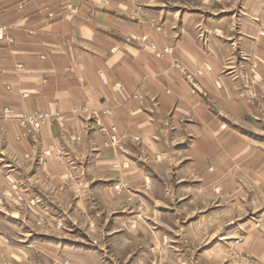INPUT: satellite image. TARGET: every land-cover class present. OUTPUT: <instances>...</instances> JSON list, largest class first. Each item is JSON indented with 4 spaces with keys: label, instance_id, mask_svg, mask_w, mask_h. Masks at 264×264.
Listing matches in <instances>:
<instances>
[{
    "label": "crops",
    "instance_id": "crops-1",
    "mask_svg": "<svg viewBox=\"0 0 264 264\" xmlns=\"http://www.w3.org/2000/svg\"><path fill=\"white\" fill-rule=\"evenodd\" d=\"M159 4L0 0V26L12 37L0 44V208L8 198L36 206L52 189L67 193L85 160L143 177L139 164L156 162L175 186L202 195L264 192V0L205 16L147 11ZM143 34L158 52L172 48L168 57L122 39ZM175 60L202 69L205 98ZM36 111L52 119L25 134L18 119ZM101 125L115 126V137Z\"/></svg>",
    "mask_w": 264,
    "mask_h": 264
},
{
    "label": "rangeland",
    "instance_id": "rangeland-1",
    "mask_svg": "<svg viewBox=\"0 0 264 264\" xmlns=\"http://www.w3.org/2000/svg\"><path fill=\"white\" fill-rule=\"evenodd\" d=\"M151 1L162 4L146 6L156 15L165 10L169 15L189 10L202 16L235 13L240 5L239 0ZM150 22L156 30L161 28ZM122 39L160 58L172 50L158 52L145 34ZM198 39L207 44L203 35ZM1 42L12 43L2 25ZM172 65L194 95L206 97L199 81L202 69L190 72L177 60ZM4 113L11 111L5 108ZM37 113L44 112L19 117L25 134L37 133L52 119L44 113L47 118L38 128L25 127L21 119H35ZM97 130L112 138L116 134L115 126ZM102 162L85 160L80 175L66 179L68 192L52 189L41 195L44 203L15 207L8 198L0 208V264H264V192L254 198L243 193L202 195L187 191L185 185L175 186L170 173L157 171L156 162L141 161L146 177L129 174L126 165ZM107 170L114 171L113 177L105 174ZM165 174L168 179L158 185L157 175Z\"/></svg>",
    "mask_w": 264,
    "mask_h": 264
},
{
    "label": "built area",
    "instance_id": "built-area-1",
    "mask_svg": "<svg viewBox=\"0 0 264 264\" xmlns=\"http://www.w3.org/2000/svg\"><path fill=\"white\" fill-rule=\"evenodd\" d=\"M161 54V53H160ZM47 118V115L44 113H37L35 119H30L28 117L22 118V123L24 124L25 127H28L27 124H31L32 127L38 128L41 121H44V119Z\"/></svg>",
    "mask_w": 264,
    "mask_h": 264
}]
</instances>
